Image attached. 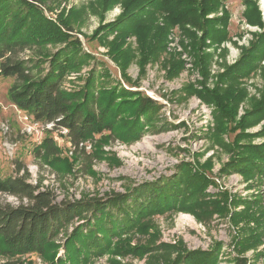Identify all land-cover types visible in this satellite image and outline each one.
I'll return each instance as SVG.
<instances>
[{
    "label": "rangeland",
    "instance_id": "obj_1",
    "mask_svg": "<svg viewBox=\"0 0 264 264\" xmlns=\"http://www.w3.org/2000/svg\"><path fill=\"white\" fill-rule=\"evenodd\" d=\"M34 1L43 15L40 19L39 15L34 16L36 26L31 42L18 51L17 56L39 60L41 66L31 73H44L48 67L45 58L64 47L60 27L79 40L73 58H80V64L66 73L62 81L64 88L69 91L83 88L92 73L101 96L113 93L112 109L119 107L120 115L114 130L95 134L74 149L64 132L49 127V122L38 120L36 124L31 117L23 118L27 112L17 108L8 97L15 78L0 75V175L23 173L22 170L15 172L19 161L24 165L27 181L51 189L56 200L105 199L107 195L130 191L126 205L127 201L131 208L134 204L133 211L139 209L136 207L139 201L141 208L147 207L154 193L163 190L157 185L170 180L184 191L183 200L188 207H192L196 199L205 202V207L198 209L199 217L185 209L148 212L140 217L142 230L136 223L138 229L131 228L126 234L121 232L106 250L91 255L81 264H167L171 261L172 264H192L190 258H182L181 251L197 249L209 252L204 258L209 264H264V187L260 181L246 178L237 171L220 172L230 154L219 142H229L234 135L221 132L231 130L236 121L222 118L215 111V105L189 92L203 86H226L220 76L240 58L244 48L264 35V0H252L261 26L248 23L243 0H224L215 12L208 14V17L222 16L226 11L228 21L223 41L206 39L203 48L209 56L206 76L196 66L189 39L180 25L168 30L161 52L140 62L136 37L123 36L116 31L123 11L122 0L108 6L101 0ZM196 32L201 34L199 30ZM128 48L132 55L119 54L118 49L128 51ZM171 60L179 65L173 74L168 72ZM239 83L247 93L237 107L235 119L249 108L252 100L259 99L264 89V55L249 74L239 78ZM137 95L154 101L153 106L146 108L149 118L147 112L137 117ZM127 124L139 137L130 140L125 137ZM35 125L37 128L33 130ZM263 127L264 118L245 131L255 133ZM46 136L53 137L56 154L46 155L43 150H37ZM262 140L263 135L240 139L254 143ZM188 169L195 173L200 170L205 176L206 188L197 195L194 176L185 174ZM135 195L138 196L136 201L132 200ZM6 203L18 205L20 200L0 192V205ZM116 208L113 207V211L121 215ZM261 211L262 217L259 216ZM250 213L257 219L249 217ZM81 222L76 221L75 225ZM64 239L61 235L51 243L44 256L6 258L0 253V264H58L59 257L65 255Z\"/></svg>",
    "mask_w": 264,
    "mask_h": 264
},
{
    "label": "trees",
    "instance_id": "obj_2",
    "mask_svg": "<svg viewBox=\"0 0 264 264\" xmlns=\"http://www.w3.org/2000/svg\"><path fill=\"white\" fill-rule=\"evenodd\" d=\"M101 1L104 6H108L119 0ZM223 2L224 0H122L123 11L117 21L119 27L116 31L123 36L133 34L136 37L139 60L142 62L161 52L166 45L168 30L174 25H180L189 39L188 46L195 56L196 66L206 76L209 60V56L203 51L206 39L218 43L223 41L227 34L225 29L228 21L226 11L222 16L208 17V14L215 12ZM243 3L248 23L261 26L255 3L252 0H243ZM36 15H39L40 19L43 13L34 0H0V75L15 78V82L8 90L12 104L36 120L52 122L54 129L66 128L68 142L74 149L79 148L82 142L93 135L104 130H114L118 123L117 117L120 115L119 107L112 109L113 93L101 96L97 79L92 73L86 78L83 88L77 91L64 88L62 84L64 76L71 68L80 64V58L79 60L73 58V55L76 56L79 40L72 38L60 27L58 31L64 40V47L45 58L48 67L44 69V73L32 75V70L41 66L40 61L19 58L17 52L24 50L31 42L30 36L35 30ZM68 25L69 23L65 26ZM198 30L201 31L199 35L196 32ZM126 50L118 49V52L132 55L130 48L129 52ZM263 55L264 35L261 34L249 47L242 50L240 58L228 66L220 76V79L226 82V86L218 84L214 88L203 86L189 92L215 105V111L221 114L222 118L236 121L231 130L221 132H232L234 135L233 140L229 142L221 140L222 143L219 142L224 148L225 146L228 148L225 149L230 154L220 172L225 174L237 171L246 178L252 177L260 181L264 187V140L258 143L240 141L243 136L245 138L264 136V127L255 133L245 131L247 127L264 118V89L259 99L252 100L249 108L235 119L237 107L247 93L245 87L239 86V78L249 74ZM170 64L168 72L173 74L179 65L176 64V60ZM137 96L138 117L145 114L146 108L153 106L154 101L149 97ZM219 122L221 123L220 119ZM218 130L221 131V126ZM124 135L128 140L139 137L138 132L130 131L128 124ZM38 147L37 150H43L46 155L57 153L56 143L51 136L44 137ZM21 170L23 171L21 174L4 177L0 175V192L14 195L20 200L18 205L9 203L0 205V253L6 258L31 254L44 256L49 245L63 235L65 241L62 247L65 255L64 258L59 257L56 263L81 264L91 255L101 254L107 249L110 241L117 239L121 232L126 234L131 228L138 229L136 223L139 224L140 217L147 215L148 212L185 209L191 210L199 217L198 209L205 207L202 199L194 200L192 207H188L183 200L184 191L177 189L171 180L167 183L160 182L157 188L163 190L154 193L147 207L141 208L142 204L139 201L136 205L139 209L134 211L132 210L134 204L131 208L127 201L126 205L130 191L107 195L105 199L90 197L56 200V195L51 189L40 188L39 185L28 182L24 165L17 161L15 172L19 173ZM186 171L185 174L194 176L193 186L196 195L199 194L198 191L203 192L206 188L205 176L200 170L198 173L190 169ZM166 188L168 189L164 190ZM137 197L135 195L132 200H138ZM113 207H117L121 215L117 216ZM151 208H154L153 211H150ZM219 208L221 211L225 210V207ZM248 216L253 220L257 219L254 213ZM259 216H263L262 211ZM79 220L82 222L75 225ZM139 225L141 226L139 230H142L143 226ZM70 226L73 227L69 231ZM181 254L182 258H190L192 264H197V261L209 264L204 261V258L210 255L209 252L197 249L184 250ZM167 264H172V261Z\"/></svg>",
    "mask_w": 264,
    "mask_h": 264
},
{
    "label": "built area",
    "instance_id": "obj_3",
    "mask_svg": "<svg viewBox=\"0 0 264 264\" xmlns=\"http://www.w3.org/2000/svg\"><path fill=\"white\" fill-rule=\"evenodd\" d=\"M28 117H31L34 121H36V124H37L38 120H36L32 115L26 113V114H25V117L23 116V118H25V119H27ZM48 126H49V127L53 126V123H52V122L48 123ZM32 127H33V126L29 127V128L26 129V130H27V131H30V130L32 129ZM36 128H37V125H35V126L33 127V130H35ZM58 129H59L60 131L64 132L65 135L67 134V129H66V128L62 127V128H57V130H58ZM81 144H82V143H81ZM81 144H80V145H81Z\"/></svg>",
    "mask_w": 264,
    "mask_h": 264
}]
</instances>
